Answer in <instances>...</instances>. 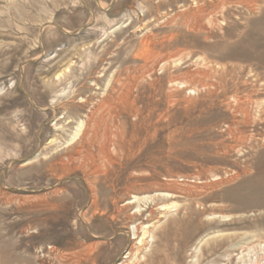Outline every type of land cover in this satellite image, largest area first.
I'll list each match as a JSON object with an SVG mask.
<instances>
[{
    "label": "rangeland",
    "instance_id": "rangeland-1",
    "mask_svg": "<svg viewBox=\"0 0 264 264\" xmlns=\"http://www.w3.org/2000/svg\"><path fill=\"white\" fill-rule=\"evenodd\" d=\"M0 264H264V0H0Z\"/></svg>",
    "mask_w": 264,
    "mask_h": 264
},
{
    "label": "bare ground",
    "instance_id": "bare-ground-1",
    "mask_svg": "<svg viewBox=\"0 0 264 264\" xmlns=\"http://www.w3.org/2000/svg\"><path fill=\"white\" fill-rule=\"evenodd\" d=\"M161 196H162V197H169V196H167V195H165V194H162ZM135 199H136V198H135ZM136 202H137V200H136V201L134 200V201H130L129 203H136Z\"/></svg>",
    "mask_w": 264,
    "mask_h": 264
},
{
    "label": "built area",
    "instance_id": "built-area-1",
    "mask_svg": "<svg viewBox=\"0 0 264 264\" xmlns=\"http://www.w3.org/2000/svg\"><path fill=\"white\" fill-rule=\"evenodd\" d=\"M179 181H180V182H184V181H185V179H180Z\"/></svg>",
    "mask_w": 264,
    "mask_h": 264
}]
</instances>
